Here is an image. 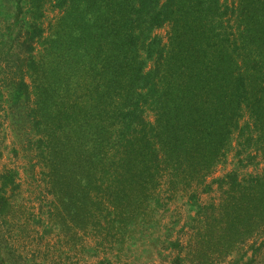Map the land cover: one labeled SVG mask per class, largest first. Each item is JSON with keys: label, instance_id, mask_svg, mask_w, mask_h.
<instances>
[{"label": "trees", "instance_id": "16d2710c", "mask_svg": "<svg viewBox=\"0 0 264 264\" xmlns=\"http://www.w3.org/2000/svg\"><path fill=\"white\" fill-rule=\"evenodd\" d=\"M47 3L59 21L39 59ZM14 17L0 110L53 218L21 231L18 172H0L2 240L20 264H116L135 235L161 264H264V0H17ZM53 226L75 251L53 257Z\"/></svg>", "mask_w": 264, "mask_h": 264}, {"label": "rangeland", "instance_id": "374dc122", "mask_svg": "<svg viewBox=\"0 0 264 264\" xmlns=\"http://www.w3.org/2000/svg\"><path fill=\"white\" fill-rule=\"evenodd\" d=\"M17 0H0V39H5L7 32L6 28L15 20V6ZM44 17L42 19V26L44 29L43 37L40 40L36 41L34 56L36 58L45 57L44 48L46 45V38L49 37V34L52 33V28L56 27L59 18V11L55 3H47L45 5ZM156 34L165 37L166 27L158 30ZM1 82V81H0ZM4 85V84H0ZM5 92L1 94L0 92V105H4L3 100H5ZM5 106V105H4ZM3 106V108H4ZM7 118L4 115V112L0 110V172L2 170H16L18 172L17 182L20 184V192L17 194L14 193V196L11 197V202L14 203L19 208L14 210H20L21 216L16 217L17 221H21V226L19 227L21 231L39 230L53 221V218H48L46 214L47 208L52 207V204L48 206L45 204L47 202L43 200L42 197V188L36 182L38 177L39 167L35 166L34 161L29 156L28 152L22 151L19 143L13 139L12 131L7 123ZM233 167V160L231 155H229L227 162L224 165L218 166L215 168L213 176H221L225 172H228ZM261 166L249 167L247 170L248 173L258 172ZM14 191H9V195H12ZM54 201L52 197H49L48 200ZM173 204L172 206L176 205ZM28 207H34L33 209H28ZM43 219L46 218V223L42 221L34 222L31 220L32 217ZM3 232L0 230V264H20V259L17 255L11 253L10 249L12 247L6 246L5 242L2 240ZM71 233V232H70ZM68 231L64 230L62 226H53L47 230V235L45 238H50L54 242V256L62 258L64 251L70 249V251L76 250V245L79 243L77 237H72ZM70 235V237L68 236ZM26 234H22V239L20 236L19 243H14L16 247L22 246L25 242L22 240L25 238ZM34 235L31 234V238ZM139 235L133 236V238L124 240L120 245L110 253L109 258L112 259L116 264H161L158 257L154 255V250L149 245V240L140 237L141 239L137 240ZM23 254H29L30 246L20 247ZM50 253L48 251L43 252V258L46 261L51 259ZM68 257H76L75 253H71Z\"/></svg>", "mask_w": 264, "mask_h": 264}]
</instances>
